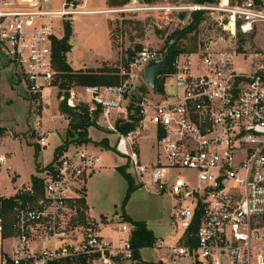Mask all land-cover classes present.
<instances>
[{
    "label": "built area",
    "instance_id": "built-area-1",
    "mask_svg": "<svg viewBox=\"0 0 264 264\" xmlns=\"http://www.w3.org/2000/svg\"><path fill=\"white\" fill-rule=\"evenodd\" d=\"M53 1L0 0V52L17 67L36 111L59 76L56 20L90 12L84 0L51 7ZM127 6L99 12L162 9L145 1ZM192 9L218 13L220 34L179 53L165 73L169 61L157 77L162 92L149 86L143 70L165 50L144 46L120 67L119 83L85 86L88 100L71 91L67 105L76 111L86 105L92 120L117 134L116 148L134 180L174 199L170 234L150 246L163 253L156 263L264 264V51L255 53V66L245 46L264 27V0H220ZM238 58L250 68L239 69ZM56 97L62 101L65 93ZM59 117L71 120L70 114ZM118 120L136 126L123 134ZM42 123L40 115L36 128ZM146 128L154 133L152 163L143 161L137 138ZM49 134H40V147L48 145ZM9 159L0 136V264H148L132 245L130 222L118 224L116 242L107 239L109 218H96L81 202L87 179L102 167L99 151L71 143L36 174L39 190L33 181L16 184L10 173L12 193L1 180Z\"/></svg>",
    "mask_w": 264,
    "mask_h": 264
},
{
    "label": "rangeland",
    "instance_id": "rangeland-1",
    "mask_svg": "<svg viewBox=\"0 0 264 264\" xmlns=\"http://www.w3.org/2000/svg\"><path fill=\"white\" fill-rule=\"evenodd\" d=\"M87 8L101 7L104 9H117L123 6H108L107 0H84ZM76 0L77 3H84ZM220 1V0H219ZM62 0H54L51 7H60ZM143 0H132L127 7L136 8ZM156 5L162 9L153 12L129 11L112 12L104 14H76L70 16L73 34L70 39L72 49L67 53V61L74 71H95L117 69L125 65L127 57L130 56L128 49H135L140 44L143 47L163 48L167 36L175 29H181L192 21V6L195 0H154ZM217 4V3H216ZM215 3H203L205 6H214ZM105 6V7H104ZM183 7V8H181ZM204 19L200 23L201 32L197 34V49L204 40L218 36L220 27L216 21L218 13L204 10ZM185 16L182 17L181 14ZM56 33L64 34V20H56ZM161 30L162 32H158ZM191 34L190 36H192ZM111 39V42H110ZM183 45L188 44V39L181 41ZM248 61L253 59L254 65H259L255 53L264 51V27L250 40L245 43ZM239 69L248 70L242 58L236 59ZM18 71L15 64L7 61L0 52V129L4 134L1 136V150L8 153L9 170L2 172V186L4 191L12 193L8 176L14 173L16 184H29L34 175L41 168L50 163L54 157L56 147L63 143L66 138L68 119L58 116L57 102L61 100L56 94L67 92L62 87L63 78L59 75L56 87L47 89L44 96L48 97L41 101L35 110L34 101L28 95L22 78L16 75ZM17 78H16V77ZM17 79V81L15 80ZM86 85L72 84L69 96L73 94L76 98L88 100L85 95ZM45 97V98H46ZM82 105H80L81 109ZM82 111V110H81ZM83 113V112H82ZM42 115L43 123L36 128L35 122ZM53 115H57L52 118ZM70 124V120H69ZM69 127V125H68ZM68 129V128H67ZM48 131V145L40 147L39 155L36 156L37 140L40 134ZM140 135V134H139ZM90 141H75L74 145L86 144L100 152L103 161L100 171H96L86 182L87 200L91 204L93 214L96 218H109V226L113 229H105L104 235L107 239L117 241L116 228L119 223L127 221L126 214L135 220H146L153 230L156 238L164 237L171 231V212L175 205L174 199L168 194H160L155 189H147L140 186L134 190L124 209L123 204L128 191V181L118 170L119 166L127 165V157L114 149H107L100 142L108 138L110 145L114 147L117 142V134L109 129L92 125L88 128ZM76 136H71L70 140ZM141 148V156L144 162L152 163L155 160V142L152 129H144L137 137ZM38 165V166H37ZM128 166V165H127ZM128 168V167H127ZM134 179V178H133ZM137 184V182L135 181ZM128 222V221H127ZM142 258L148 264H153L163 253L151 247L140 251ZM170 264H194L189 258L178 259Z\"/></svg>",
    "mask_w": 264,
    "mask_h": 264
},
{
    "label": "trees",
    "instance_id": "trees-1",
    "mask_svg": "<svg viewBox=\"0 0 264 264\" xmlns=\"http://www.w3.org/2000/svg\"><path fill=\"white\" fill-rule=\"evenodd\" d=\"M132 0H107L108 6H124L131 2ZM147 3H155L154 0H143ZM196 3H218L219 0H195ZM204 10H197L192 12V21L184 26L181 29H175L172 33H170L166 38V43L163 47L164 50L170 56V63L167 69L164 71L168 73L171 70V63L174 58L181 52L188 51L192 52L197 49V34L201 32L200 23L204 19ZM182 17L185 16L184 13L181 14ZM158 32H162L158 30ZM197 33V34H193ZM73 34V27L72 22L69 19L64 21V34L61 38H54V66L59 72V75L63 78L61 82L62 87L67 89L65 93V99L62 100L59 104V111L64 114H70L71 120L68 129L66 130V138L64 139L63 143L56 147L54 152V157L57 153L63 150L65 146L75 142V141H90L88 136V128L93 125V120L89 116L88 107L82 104L81 110L76 111L70 106L67 105L66 99L69 97V89L71 88L72 84H81L86 86H94V85H112L117 84L120 81V76L118 75L117 69H108V70H100L95 72L93 70L88 72L82 71H74L71 65L67 61V53H69L72 49V44L70 43V39ZM193 34L192 36H190ZM188 39V44L183 45L181 42L183 39ZM143 46L138 44L135 46V49H128L130 57L135 54L136 51H139ZM157 87L160 92L163 91V82L157 81ZM83 112V113H82ZM136 126L135 121L132 122H122L121 120L117 121V128L118 130L123 133L127 134L129 131L133 130ZM4 130L0 129V134H4ZM71 136H76L70 140ZM102 145L106 146L107 149H114L118 152L116 145L111 146L108 138L102 140L100 142ZM36 147V156L39 155L40 145L38 143ZM128 165V164H127ZM123 165L119 166L118 170L120 173L126 178L128 181V191L126 194V198L123 204V209L125 203L127 202L130 194L139 188L141 185L136 184L135 180L133 179L132 175L128 171V166ZM38 166V165H37ZM39 172L42 170L40 166ZM33 184L37 190L42 187V180L38 178L36 175L32 178ZM83 204L86 206V200L83 198L81 200ZM127 221L130 222L133 226L132 228V245L137 250V255H139L138 250L146 247H150L154 244L156 240V236L152 229H150L144 220H135L129 215H125ZM153 264H163V263H156Z\"/></svg>",
    "mask_w": 264,
    "mask_h": 264
},
{
    "label": "water",
    "instance_id": "water-1",
    "mask_svg": "<svg viewBox=\"0 0 264 264\" xmlns=\"http://www.w3.org/2000/svg\"><path fill=\"white\" fill-rule=\"evenodd\" d=\"M169 61H170V56L165 50L162 59H153L150 62H148V64L145 66L143 70L144 78L153 90L159 91L157 84H156L157 77H158V74L167 67ZM133 96L135 97L136 95L133 94ZM129 118L133 119V115L131 114ZM93 124L98 127L104 128V126L101 125L96 118L93 119Z\"/></svg>",
    "mask_w": 264,
    "mask_h": 264
},
{
    "label": "crops",
    "instance_id": "crops-1",
    "mask_svg": "<svg viewBox=\"0 0 264 264\" xmlns=\"http://www.w3.org/2000/svg\"><path fill=\"white\" fill-rule=\"evenodd\" d=\"M85 6H86V3H85ZM105 7V6H104ZM85 8H87V6L85 7ZM90 12H84V13H81V14H99V13H101V12H99V10H102V9H104V8H99V7H93V8H87ZM101 14H104V13H101ZM63 35H61V36H59L58 35V37L60 38V37H62ZM110 42H111V39H110ZM73 47V46H72ZM16 77V76H15ZM17 78V77H16ZM16 81H17V79H15ZM49 90H51V89H49ZM46 98H48V97H46ZM45 101H46V99H45ZM48 101V100H47ZM46 101V102H47ZM57 107H58V110H59V104H58V102H57ZM60 114H62L60 111H59V114H58V116L60 115ZM53 116H57V115H53ZM52 116V118H55V117H53ZM68 125H69V121H68V124H67V127L65 128V130H67V128H68ZM66 136V135H65ZM64 139H65V137H64ZM61 145V144H60ZM59 146V145H58ZM57 146V147H58ZM55 152V151H54ZM102 168V167H101ZM100 168V169H101ZM100 169L98 170V171H100ZM96 173V172H95ZM95 173H93V174H95ZM14 174V173H13ZM92 174V175H93ZM91 175V176H92ZM91 176H89V178L91 177ZM88 178V179H89ZM87 179V180H88ZM88 191H87V188H86V190H85V200H86V204H87V206L91 209V212H92V214H93V209H92V206H91V204L88 202V200H87V193ZM94 215V214H93ZM99 218V217H98ZM144 221H146V220H144ZM146 223H147V225H148V227L151 229V227L149 226V223H148V221H146Z\"/></svg>",
    "mask_w": 264,
    "mask_h": 264
}]
</instances>
